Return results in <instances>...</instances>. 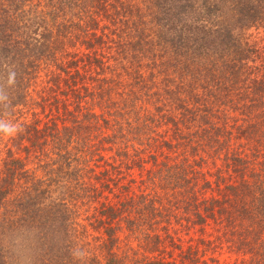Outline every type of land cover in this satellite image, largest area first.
I'll list each match as a JSON object with an SVG mask.
<instances>
[{"label": "trees", "instance_id": "trees-1", "mask_svg": "<svg viewBox=\"0 0 264 264\" xmlns=\"http://www.w3.org/2000/svg\"><path fill=\"white\" fill-rule=\"evenodd\" d=\"M0 264H264V0H0Z\"/></svg>", "mask_w": 264, "mask_h": 264}]
</instances>
